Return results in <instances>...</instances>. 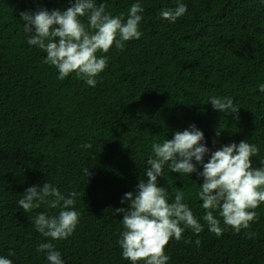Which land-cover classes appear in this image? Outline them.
Listing matches in <instances>:
<instances>
[{
    "label": "trees",
    "instance_id": "obj_1",
    "mask_svg": "<svg viewBox=\"0 0 264 264\" xmlns=\"http://www.w3.org/2000/svg\"><path fill=\"white\" fill-rule=\"evenodd\" d=\"M74 2L0 0V256L13 264H48L37 251L45 242L64 264H130L118 244L123 214L115 209L127 208L124 194H135L146 179L151 145L190 125L204 133L210 152L242 140L256 145L253 166L264 167V92L258 87L264 84V0H96L114 16L127 18L137 2L144 12L142 37L123 51L110 50L95 87L75 74L57 79L46 53L24 33L22 11L66 10ZM178 2L187 5L184 16L175 22L160 16ZM212 97L233 98L239 119L215 110ZM45 182L66 196L79 193L80 222L67 239L43 237L30 219L59 209L42 204L25 213L17 203L28 187ZM158 183L168 189L169 202L183 191L204 226L199 235L186 229L184 239L168 244L169 264H264V205L251 225L254 238L230 228L217 237L202 219V177L180 176L165 165Z\"/></svg>",
    "mask_w": 264,
    "mask_h": 264
},
{
    "label": "clouds",
    "instance_id": "obj_2",
    "mask_svg": "<svg viewBox=\"0 0 264 264\" xmlns=\"http://www.w3.org/2000/svg\"><path fill=\"white\" fill-rule=\"evenodd\" d=\"M143 12L144 8L137 2L130 6L125 18L124 13L114 16L103 3L97 6L96 0H75L66 10L22 11L20 16L27 43L46 53L45 63L58 71L57 79L62 81L75 74L88 86L95 87L97 77L108 66L110 50L115 47L123 51L126 42L142 37ZM186 12L187 5L178 2L175 8L161 10L160 16L175 22ZM258 87L264 92V84ZM210 103L215 110L236 114L235 119H239V108L233 98L212 97ZM216 135H220L219 130ZM204 140V133L193 124L189 129L177 131L172 139L151 145L146 179H140L135 194H124L121 203L127 202V208L115 209L117 214H123L118 244L122 258L130 264H169L166 247L173 239L177 242L184 239L186 229L195 235L204 230L184 202L183 191H177L169 202L168 189L159 186L158 177H163L165 165L180 176L197 173L203 178L197 197L202 201V219L209 232L219 237L230 228L236 234L243 231L248 239L255 237L256 233L250 229L259 219L256 210L264 205V167H254L252 158L259 155L260 149L242 140L210 152ZM209 153L210 158L205 162ZM260 163L264 165V160ZM197 165L203 170L198 171ZM83 171L90 175L88 168ZM78 195L73 190L66 196L57 186L45 182L42 187H28L17 203L25 213L39 209L42 204L59 209L55 215L40 212L30 219L43 237L64 240L73 235L80 222L81 214L75 208ZM217 213L225 227L221 226ZM184 242L192 243L191 239ZM195 243L199 246L200 240ZM37 251L45 253L48 264H64L61 252L51 242L41 243ZM14 254L9 252V256ZM0 264H13V261L0 256Z\"/></svg>",
    "mask_w": 264,
    "mask_h": 264
}]
</instances>
